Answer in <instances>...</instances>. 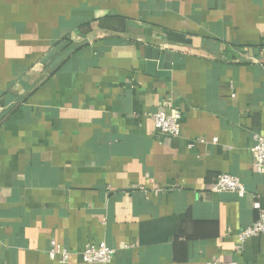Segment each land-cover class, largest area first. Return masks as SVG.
I'll list each match as a JSON object with an SVG mask.
<instances>
[{
    "label": "crops",
    "instance_id": "obj_1",
    "mask_svg": "<svg viewBox=\"0 0 264 264\" xmlns=\"http://www.w3.org/2000/svg\"><path fill=\"white\" fill-rule=\"evenodd\" d=\"M160 51L169 78L148 68ZM255 135L264 0H0V264H62L52 242L105 243L110 264H264V235L238 238L264 209ZM222 174L246 196L211 192Z\"/></svg>",
    "mask_w": 264,
    "mask_h": 264
},
{
    "label": "built area",
    "instance_id": "obj_2",
    "mask_svg": "<svg viewBox=\"0 0 264 264\" xmlns=\"http://www.w3.org/2000/svg\"><path fill=\"white\" fill-rule=\"evenodd\" d=\"M154 126L162 134L171 137H178L181 134L180 114H168L165 110L160 109L158 112L151 114ZM254 168L258 173H264V137L261 135L254 136V145L252 147ZM213 193H234L240 198L246 196V188L241 180L235 176L222 174L218 177L217 182L212 186ZM254 208L259 211V220L252 226L241 231L238 238L241 243L247 240L264 235V209L260 203L255 202ZM49 255L52 259L59 257L62 264H66L72 256H78L86 264H110L115 255V250L109 248L105 243L98 246H89L82 252H71L52 242ZM209 264H236L211 262Z\"/></svg>",
    "mask_w": 264,
    "mask_h": 264
},
{
    "label": "water",
    "instance_id": "obj_3",
    "mask_svg": "<svg viewBox=\"0 0 264 264\" xmlns=\"http://www.w3.org/2000/svg\"><path fill=\"white\" fill-rule=\"evenodd\" d=\"M172 60H173V54L171 52L160 51L159 53L157 52L156 55L154 53V56L153 53L148 55L147 65L148 68L153 73L156 69L159 70V74H158L159 77L169 78L170 77L169 71L172 70Z\"/></svg>",
    "mask_w": 264,
    "mask_h": 264
}]
</instances>
